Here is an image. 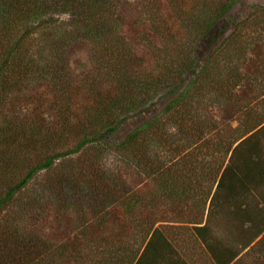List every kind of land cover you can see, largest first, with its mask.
Returning <instances> with one entry per match:
<instances>
[{"label": "trees", "instance_id": "16d2710c", "mask_svg": "<svg viewBox=\"0 0 264 264\" xmlns=\"http://www.w3.org/2000/svg\"><path fill=\"white\" fill-rule=\"evenodd\" d=\"M121 1L0 0V148L10 137L21 138L19 151L27 158L16 183L0 195V212L38 174L55 168L44 186L55 196V238L8 229L0 233V264H190L173 249L165 226H156L163 220H143L138 210L166 195L181 203L196 176L210 184L201 194L202 206L209 200L208 214L231 207L250 235L228 258L204 242L214 263L241 264L264 245V90L259 85L248 99L247 86L256 81L243 72L249 50L260 42L264 3L253 6L249 19L228 17L244 0H142L134 24L146 23L149 34L138 36L142 47L136 50L123 32ZM76 45L88 49L93 66L74 76L69 57ZM43 83L52 118L37 115L40 103L3 111V104L24 103ZM154 107L151 117L117 137L128 119ZM31 111L34 118L22 123L27 126L13 127L6 116ZM179 160L188 169L183 178L164 164ZM118 173L152 181L161 193L142 192L139 182L127 185ZM112 207L126 216L132 233L124 237L132 239L116 233L71 260L82 247L80 233L91 237ZM205 229L193 226L201 238Z\"/></svg>", "mask_w": 264, "mask_h": 264}, {"label": "rangeland", "instance_id": "374dc122", "mask_svg": "<svg viewBox=\"0 0 264 264\" xmlns=\"http://www.w3.org/2000/svg\"><path fill=\"white\" fill-rule=\"evenodd\" d=\"M191 1L192 0H182L183 3H187L189 5L191 4ZM261 3H264V0H244L243 4L234 5L230 9L228 17L236 18L237 16H240L250 19L252 14L249 12L254 10L253 6ZM141 4L142 0H122L120 4V15L123 22V32L136 50L138 47H142L139 41L140 37L138 38V36L142 33L149 34L148 25L146 26V23L143 25H138L137 28L134 24L135 19L140 11ZM261 21L264 22V19ZM259 32L260 42L251 50H249L247 60L243 67V72L250 76L254 81H256V84H258L256 85L251 83L247 86L249 94L248 99H252L254 90L259 85L260 88L264 90V24L262 25V29H260ZM256 36L257 35L254 33L250 34V38L252 39L256 38ZM147 58L149 60L150 57L148 56ZM150 62L152 63V60ZM92 66L93 64L90 60L88 49L83 45L74 46L69 57V68L71 69L73 75L76 76L82 74L83 72H88L92 69ZM40 85L41 86H39L37 89L31 91L30 98L28 100H23L24 103H22V101L19 102V99L17 98L13 100L12 103L10 102L11 105H8V107L6 106V108L3 104V111H8V109L11 107L12 109L15 108L16 112H18L20 110L21 104H25L28 108H32L33 106H36L38 103H40L41 106L38 111L39 114L37 115L40 118L46 120L52 118V112L47 105V103L51 100V97L47 96L44 83ZM29 90L26 93L29 94ZM22 94H25V92ZM21 98L24 99V96H21ZM262 98L264 100V93L262 94ZM254 103L255 101H253L252 104ZM16 104L19 110L16 108ZM53 108L55 109V107ZM157 108L158 107H156V109ZM156 109L154 107L153 109H149L142 114L128 119L119 130L120 133H118L117 137L124 136L135 127L140 125L144 120L151 117L156 112ZM22 110L23 109H21V111ZM9 113L10 112L6 113V116L9 117L13 127L14 122H16V124L21 123V126H27L26 123V125H22V123L24 124L25 122V118H34L33 111L21 112L20 114ZM37 115V119H40ZM235 125V122L232 123V127H235ZM9 139L11 140L9 141L8 145H4L2 148H0V168L3 170L2 173L0 172V195L2 194V196L3 194H6L7 189L11 185L16 183V180L18 179L16 175L23 172V167L26 164L25 161L27 160V158H25V153H23V151H19V148H21V138L14 141V137H10ZM214 146L216 147L217 144H214ZM16 150H18L17 153L20 154L18 161H14L12 159L14 155L12 152H15ZM216 152L217 151H215V154L212 155H215V158L218 159L220 153ZM22 157L24 159H22ZM209 160H211V156L210 158L206 159V162L210 163L211 161ZM182 162L183 160H179L173 162V164H169V162L164 161V164L166 163V166L173 165L171 172L175 173L172 175L174 177L179 176L180 178H183L185 175L188 176L189 174L184 172L188 169L183 166ZM196 166L197 168L200 167L198 164H194L195 170ZM200 173L201 172H198L197 174ZM117 175L118 177H121L127 183V185H134L139 182L137 187L138 190L140 189L142 192L148 190L156 191L158 195L161 193V189L158 190L157 184H153L152 181L147 182L145 179H138L135 177V175L129 173H118ZM54 178L55 168L49 174H38V176L32 182H30L27 188L15 194L11 200L4 204V207L0 212V233H4L8 229H12L23 235L31 234L32 232L36 234H38V232L39 234L44 232L43 235L55 238V196L53 198L49 192L47 193V191L44 190L45 184ZM198 179L201 180L198 181ZM186 182L187 184L189 183L188 181ZM209 186L210 184L208 182L205 183L202 178H198L196 176L192 178V182L189 183L187 194H184L185 196L182 197L183 201L181 203L178 204L177 202H173V199L168 198V195H166L162 201L157 199L155 201L156 203L153 204L154 207L140 208L138 210V218L143 220H185L187 222H194L196 219L200 218V210H198L199 208L197 207L200 206L204 198L201 196V194L203 193L204 195V193L207 192ZM185 187L187 188V186ZM244 194L248 195V192L241 193L242 196ZM47 199L51 202H54L51 207H48ZM251 201L252 199H247V202L252 203ZM71 204L72 210L75 214H77L74 207V205L77 203L71 201ZM206 206L208 207L209 211V200L206 201ZM231 210L232 208L227 206H219L212 209L210 214H208L206 221L208 224L207 228L210 231H208V233H203L202 238L198 237L194 233L193 225H186L187 223L174 227L164 224L166 228L164 229V233L166 238L169 239L172 247L176 246L179 250V254L185 257V260L190 264H215L209 251L205 248V246H203L204 242H208L212 248V251L214 250L216 253L218 252L221 255H225L227 253L229 254V252H233L234 254L240 250L243 243L246 242L250 236L248 233H246L245 227L240 226L234 217H232L230 214ZM128 225L129 224H127L126 216L123 214L122 210L118 207H112V209H110L108 221L105 222L103 226L100 227V229H95L91 233V237L87 238L84 236V234L82 235V233H80L81 237L78 236L77 239L79 242H81L82 247L77 246L75 248V252H72V255L70 256L71 260H75L76 258H79V256L82 258L84 256L86 257L88 249L86 248L83 250L81 248L87 247L88 245L95 246L102 240L105 244H107V241L111 240L116 233L118 234L120 232L122 234L120 237L123 238V240H131V237H124V233L127 231L132 233L131 230L127 229ZM74 239L76 240L75 237H73L72 240ZM247 250L248 249L244 250L243 254H245ZM241 264H264V245H259L256 248L251 249L249 253L242 257Z\"/></svg>", "mask_w": 264, "mask_h": 264}, {"label": "crops", "instance_id": "0c3cea01", "mask_svg": "<svg viewBox=\"0 0 264 264\" xmlns=\"http://www.w3.org/2000/svg\"><path fill=\"white\" fill-rule=\"evenodd\" d=\"M214 189H215V185L213 186V189H212V192L214 191ZM197 208H199L198 210H200V213H199V216H200V218H198V219H196V221H194V222H187V221H185V220H183V221H181V220H176V221H163V222H159V223H157L156 224V226L157 225H159V224H165V225H169V226H181V225H183L184 223H187L186 225H188V224H191V225H193V226H196V227H206V229L203 231L204 233H208V231H210L207 227H208V224L206 223V221H207V216H208V207L206 206V204H205V206H202L201 204H200V206L199 207H197ZM168 239V238H167ZM169 240V239H168ZM201 242V241H200ZM203 245V244H202ZM204 246V245H203ZM173 249L175 250V251H177V252H179V250L177 249V247L175 246H173ZM246 250V249H245ZM244 251V250H243ZM243 251L241 252V254L239 255V256H241V255H243ZM231 253H233V252H229V254L227 253V258L229 257V255L231 254ZM236 259V258H235ZM235 259H233V261L232 262H234L235 261ZM213 260V259H212Z\"/></svg>", "mask_w": 264, "mask_h": 264}]
</instances>
